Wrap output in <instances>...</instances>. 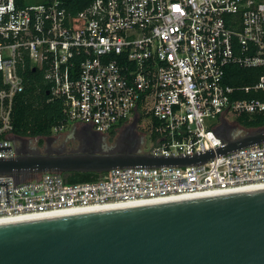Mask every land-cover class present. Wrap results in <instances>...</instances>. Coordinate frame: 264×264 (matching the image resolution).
Segmentation results:
<instances>
[{"label": "built area", "instance_id": "built-area-1", "mask_svg": "<svg viewBox=\"0 0 264 264\" xmlns=\"http://www.w3.org/2000/svg\"><path fill=\"white\" fill-rule=\"evenodd\" d=\"M236 68L261 72L251 85H232ZM28 69L61 102L65 121L52 135L71 122L127 133L136 154L214 156L83 182L57 172L0 175V219L264 186V142L216 154L252 132L244 116L264 122V0H92L76 12L64 0H0V159L16 156L12 114Z\"/></svg>", "mask_w": 264, "mask_h": 264}, {"label": "water", "instance_id": "water-1", "mask_svg": "<svg viewBox=\"0 0 264 264\" xmlns=\"http://www.w3.org/2000/svg\"><path fill=\"white\" fill-rule=\"evenodd\" d=\"M262 142L264 129L255 130L227 140L216 154ZM213 156L211 150L169 158L132 151L24 153L0 159V175L182 167ZM0 264H264V187L0 223Z\"/></svg>", "mask_w": 264, "mask_h": 264}, {"label": "trees", "instance_id": "trees-1", "mask_svg": "<svg viewBox=\"0 0 264 264\" xmlns=\"http://www.w3.org/2000/svg\"><path fill=\"white\" fill-rule=\"evenodd\" d=\"M71 12H76L87 6L92 0H64ZM238 76L232 85H251L257 80L261 69H234ZM252 74L254 75L252 77ZM49 86L44 82L42 74L36 70H26L24 73L23 91L15 98L12 114V131L16 136L37 138L42 140L52 135V129L62 124L65 119L62 113L61 102L51 100L47 95ZM250 118V122H243L248 130L264 128L262 116H244ZM63 176L69 182H83L96 179L97 173H64Z\"/></svg>", "mask_w": 264, "mask_h": 264}, {"label": "flooded vegetation", "instance_id": "flooded-vegetation-1", "mask_svg": "<svg viewBox=\"0 0 264 264\" xmlns=\"http://www.w3.org/2000/svg\"><path fill=\"white\" fill-rule=\"evenodd\" d=\"M59 134L51 135L42 140H37L35 146L26 137L14 136L13 140L16 146V154L22 155L24 153H48V154H62L70 152L80 153H119L124 151L136 152L138 144L135 143L133 148L126 146V140L129 137L127 133L112 132L100 133L96 132L87 126H75L71 129V139L75 147L67 150L65 142H59Z\"/></svg>", "mask_w": 264, "mask_h": 264}, {"label": "rangeland", "instance_id": "rangeland-1", "mask_svg": "<svg viewBox=\"0 0 264 264\" xmlns=\"http://www.w3.org/2000/svg\"><path fill=\"white\" fill-rule=\"evenodd\" d=\"M44 0H25V3L26 4H37V3H41L43 2ZM73 123L69 122L66 129L63 130L61 132V134L59 135V142H65L66 143V149L67 150H71L72 148L75 147V144L74 142L72 141V139L70 138L71 135V129L73 128ZM142 129V128H140ZM28 141L31 143V146H35L36 145V140L37 138H27Z\"/></svg>", "mask_w": 264, "mask_h": 264}, {"label": "bare ground", "instance_id": "bare-ground-1", "mask_svg": "<svg viewBox=\"0 0 264 264\" xmlns=\"http://www.w3.org/2000/svg\"><path fill=\"white\" fill-rule=\"evenodd\" d=\"M264 186H252V187H246V188H243L242 190H251V189H257V188H262ZM123 205V204H121ZM126 205V204H124ZM65 213H70V212H65ZM30 217H34V216H22V217H9V218H3V219H0V223H7V222H15V221H20V220H24V219H28Z\"/></svg>", "mask_w": 264, "mask_h": 264}]
</instances>
